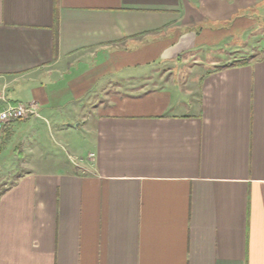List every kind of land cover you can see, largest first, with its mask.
<instances>
[{"label":"crops","instance_id":"crops-1","mask_svg":"<svg viewBox=\"0 0 264 264\" xmlns=\"http://www.w3.org/2000/svg\"><path fill=\"white\" fill-rule=\"evenodd\" d=\"M263 37L264 0H0L39 111L0 136V264H264Z\"/></svg>","mask_w":264,"mask_h":264},{"label":"built area","instance_id":"built-area-1","mask_svg":"<svg viewBox=\"0 0 264 264\" xmlns=\"http://www.w3.org/2000/svg\"><path fill=\"white\" fill-rule=\"evenodd\" d=\"M39 116L36 101L12 103L5 91H0V136L6 124L15 120ZM91 156H94L92 153Z\"/></svg>","mask_w":264,"mask_h":264},{"label":"rangeland","instance_id":"rangeland-1","mask_svg":"<svg viewBox=\"0 0 264 264\" xmlns=\"http://www.w3.org/2000/svg\"><path fill=\"white\" fill-rule=\"evenodd\" d=\"M256 44L257 46L255 48H253L252 55L250 58H252L253 56H255L256 53L259 52V50H263L264 51V37L262 40L259 41H254L252 45ZM77 139V138H76ZM11 142H8L9 146ZM43 144L45 146V148H50V146H48L49 144L46 141H43ZM59 147H55L58 148L59 150H61L62 152H64L63 154L66 155V151L70 150V147L67 146L66 144H58ZM13 146L9 147V149L7 151H5V158L4 160H0V191L5 188L8 185L9 180L14 179V176L16 175V170L13 169H6L8 166L13 165V162L11 160H13V158H15L16 154L13 153ZM48 150V149H47ZM66 150V151H65ZM52 151L54 152V149H52ZM46 160H48L50 157L45 155Z\"/></svg>","mask_w":264,"mask_h":264}]
</instances>
